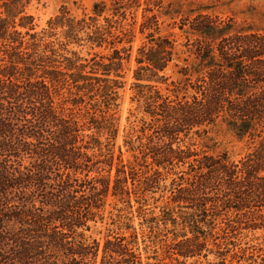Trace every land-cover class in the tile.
Here are the masks:
<instances>
[{
	"label": "trees",
	"instance_id": "obj_1",
	"mask_svg": "<svg viewBox=\"0 0 264 264\" xmlns=\"http://www.w3.org/2000/svg\"><path fill=\"white\" fill-rule=\"evenodd\" d=\"M132 1L63 5L39 29L32 0H0V264H264V32L189 13L168 82L175 40L144 16L123 151L135 35L111 21ZM221 130L243 157L188 142Z\"/></svg>",
	"mask_w": 264,
	"mask_h": 264
},
{
	"label": "rangeland",
	"instance_id": "obj_2",
	"mask_svg": "<svg viewBox=\"0 0 264 264\" xmlns=\"http://www.w3.org/2000/svg\"><path fill=\"white\" fill-rule=\"evenodd\" d=\"M94 1L95 0H32L29 12L34 15L35 21L40 29L47 26V21L50 17L58 13L63 5H66L71 9L73 13L82 15L83 13L91 11ZM124 6V4H118L116 6L121 12L118 19L121 18L122 22H116V19L111 21L114 26H117L120 29L123 28V32L135 35L131 57L125 62L124 73L126 83L121 91L122 99L118 112V115L120 116V134L117 140V145H121L123 151L126 149L124 146V135L126 134L125 128L128 127V119L132 112H136L137 107V103L132 101V95L134 93L132 87L134 82L133 73L134 68L136 67L137 50L142 40L149 32V30L146 29V33H142L143 28L141 23L144 16H156L158 23L161 26V34L165 36L163 38L175 40L178 53L175 57V61L172 62L166 70V74L169 76L168 82L179 78L178 70L180 66L185 63L184 58L192 57V53L189 51L190 45H188L190 42L188 40L189 37L187 33L179 27L182 24L181 21L188 18L187 15L189 13L217 15L222 19L233 18L236 23L250 25L255 29L264 32V0H134L131 4L126 5L133 8L126 14ZM125 17H127L126 20L124 19ZM123 21L125 22L124 24ZM151 21L152 19H149L148 24L152 23ZM149 38L154 37L149 36ZM160 85L163 88H166V84ZM214 137V141H203L199 138H195L188 140V142L195 143L193 147L197 149H227L231 156L237 160L243 157L248 151V146L245 142L238 141L228 132L221 130V132ZM205 145L208 147H205ZM125 157H128V153L125 154ZM101 173L107 174V171L104 170ZM136 221V223H138L139 219ZM105 232L106 229L103 226L102 233H99L98 230H94L93 232H89V234L91 233L93 236L100 237L103 236ZM254 234L258 239H255L253 243L259 244V247L264 246V228L255 230Z\"/></svg>",
	"mask_w": 264,
	"mask_h": 264
}]
</instances>
